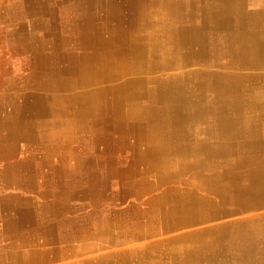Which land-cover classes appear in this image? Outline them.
I'll return each mask as SVG.
<instances>
[{
    "label": "crops",
    "instance_id": "crops-1",
    "mask_svg": "<svg viewBox=\"0 0 264 264\" xmlns=\"http://www.w3.org/2000/svg\"><path fill=\"white\" fill-rule=\"evenodd\" d=\"M176 1L181 2L178 11L194 13L190 25L205 28L194 42H203L207 56L213 60L228 61L227 69L216 74L223 75V80L232 79L212 86L198 85L191 97L187 96V100L175 107L180 110L179 118L159 119L154 124L144 121L139 126L141 133H131L129 129V133H123L126 141L123 145L131 151L129 164L143 150L145 155H152L148 164L158 157L159 164L164 166L158 170L165 178L179 174L182 181L171 183L204 196L207 192H200L192 176L198 171L197 166L182 163L197 157L209 163V158L216 157L203 169L214 172V177H210L213 181L236 178L239 188L254 187L256 191L245 192L246 196L241 199L206 200L207 205L200 203L203 208L197 206L199 199L143 200L144 204H153V212L163 211L162 215L170 217L159 223L155 219L161 214L148 216L135 212L134 206L120 213L113 208L128 200H98L89 196L74 197L82 200H38L32 203L37 207L36 213L32 209L30 227L19 225L17 212V216L0 214V264H119L120 260L125 262L121 259L125 253L148 250V246L159 243H175L186 236L189 252L169 254L168 264H264V0H188L189 6L185 3L187 0ZM155 9L151 6L153 12ZM158 10L160 12L162 7ZM202 13L206 14L204 21L199 17ZM42 105L40 102L38 107L45 111L36 116L48 114L49 122L41 121L32 126L35 134L30 138L42 140L48 136L49 146L42 155L49 165L51 189L55 186L53 181L62 177V173L54 174V169L60 166L63 170L64 161L67 167L68 157L88 158L87 149L75 144L86 139L84 132L88 126L76 121L75 103L59 105L49 100V111ZM130 129L132 131V127ZM156 130L158 132H154ZM92 134L93 141L101 144L102 136L96 131ZM172 162L174 166H165ZM152 169L157 168L152 166ZM170 180L161 184L166 188ZM82 182L79 188L88 185L84 179ZM193 187L199 192L193 191ZM221 203L223 213H213L212 207ZM251 203L255 209L237 211L235 204ZM5 204L7 200H0V209ZM203 209L211 211L199 215L198 211ZM208 221L215 224L206 225ZM23 237L30 238L27 245H22ZM149 237L160 239L149 242ZM177 243L183 245L185 240ZM117 246L126 248L119 252L113 249ZM25 252L32 253L30 258L22 255Z\"/></svg>",
    "mask_w": 264,
    "mask_h": 264
},
{
    "label": "rangeland",
    "instance_id": "rangeland-1",
    "mask_svg": "<svg viewBox=\"0 0 264 264\" xmlns=\"http://www.w3.org/2000/svg\"><path fill=\"white\" fill-rule=\"evenodd\" d=\"M117 3L121 7L123 5H137L134 9L135 16H131L130 13L125 18L115 15V13L118 14L115 8ZM150 4L149 0H142L141 2H138V0H0V200H7V204L2 207L0 214L8 216L13 213L11 208L14 204L17 205L16 203L20 207L31 206L36 213L37 205L32 203H36L38 200L59 198L49 197V194H45L46 191L55 194V188H49V165L42 155L48 148V136L42 138V140H35V137H33L34 139L22 137L24 128L20 126L23 127L25 123L23 125L17 124L18 116L21 115L18 111L26 114L23 115L25 116L24 120L30 126H35L41 121L43 123L49 122L48 114L36 116L45 111L44 108L38 107L40 102L49 111V100L59 95L67 97L69 94L73 95L78 92V86L83 84L84 76H87L95 67L93 55L98 50L95 44L97 47L101 45L104 47L103 43H107V37L115 46L122 44L125 41L123 34L125 29H129L134 24L132 23L133 20L144 11L149 10L150 12L152 6ZM86 13L89 14L88 16L91 14L92 24H88L87 21L83 20ZM104 28H109L107 37L103 35ZM195 28L200 29L203 27L195 26ZM136 29L137 27L132 30L137 32ZM113 34H116V36H113ZM124 43L132 44L130 38L129 41ZM131 54V52H127L126 56L130 57ZM60 69L67 77L76 82L71 90L62 91L49 88V80L53 73ZM101 78L102 80L98 86L107 84L110 80L105 76ZM65 101L67 100L65 99ZM73 103L77 105L75 110L76 121L82 122L84 125L85 118L89 117V113L92 108H95V105L75 100ZM25 107L31 108L34 113L32 114ZM104 114H98L99 120L90 124V127L87 125L88 129L87 133L84 132L86 136L84 141H75L77 146L81 145L85 150L87 149L85 156L88 158H79L77 155L70 157L80 159L82 161L81 166H83L76 168L75 181H72L71 178L70 180L73 183L78 182L80 184L84 179L89 183L86 187L76 188L72 191L73 193L70 192L69 197L65 200H82L74 198L78 196H89L93 199L96 197L98 199L99 195L95 196L98 191L101 196L98 200H128L113 207L118 210V213L124 212L128 206H134L135 212L154 216L153 204H144L143 200H149L148 198L160 194L167 188L178 186H175L174 183H166L165 188L159 183L156 189L138 195L119 196V194L113 192L114 189L122 186L123 181L119 179L122 177L118 176L119 174L116 175V171L110 169L108 165L112 162L117 165L118 169L127 170L131 161V151L123 145L126 142L124 134L125 132L129 133V130L133 133V130L130 129L129 121L108 117L107 114L109 113ZM92 131H98L97 133L101 134V144L93 141L95 136H93ZM32 132L34 133L33 127ZM88 149H90L89 152ZM23 164H25L24 167H22ZM20 167L30 168L31 173L36 174L35 185L29 189L11 184L5 179V171L19 170ZM138 168H140L139 171L142 169L148 170L145 165H140ZM93 173H95V176L92 175ZM124 174L126 175V173ZM148 175L147 171L144 177L149 178ZM192 176L196 178L194 172ZM58 180L59 178L53 181L55 186L59 185ZM178 189L180 188L178 187ZM196 190L197 188L193 187V191L196 192ZM200 192L202 191L200 190ZM131 200L134 202L131 203ZM181 203L185 202L182 201ZM168 218L170 219V217L161 215L160 218L155 220L159 223L160 220L163 221ZM9 224L7 221L6 228ZM208 224H215V222L208 221L206 225ZM186 238L187 236L182 237V239L178 238L175 243L170 244L159 243L160 245L155 247L146 245V247H149L148 250L145 248L144 250L125 253V257L121 258L125 262L123 263L120 260L121 262L118 263L168 264L166 257L169 254L177 255L181 251L189 252ZM156 239L158 238H147L149 242ZM181 240H185L183 245L177 243ZM125 248V246H117L113 249L120 252Z\"/></svg>",
    "mask_w": 264,
    "mask_h": 264
},
{
    "label": "bare ground",
    "instance_id": "bare-ground-1",
    "mask_svg": "<svg viewBox=\"0 0 264 264\" xmlns=\"http://www.w3.org/2000/svg\"><path fill=\"white\" fill-rule=\"evenodd\" d=\"M141 1L142 0L140 1L138 0V2ZM149 1L151 2L152 6L156 7L157 11H155L156 9L154 10V12L152 10L150 12L149 10L146 12L144 11L142 13L144 14V16H142L141 14L138 17H136L132 22L134 24L131 25L129 29L127 30L125 29L123 33L125 36L124 42L129 41L130 38L132 44L128 45V43L125 44L123 42L122 44L117 46L113 45L110 39H108L107 37V31H109V28H104L103 35L107 37L106 39L107 43L106 44L103 43L104 47H102V45L100 47H97V45L95 44V47L98 49L93 55V61L95 63V67L89 74H87V76H84V82L83 84L78 86L79 88L78 92H75L73 95L69 94L67 97L64 96L62 97V95H59L52 99V101L58 103L59 105L72 104L74 100L85 101L90 104L92 103V105H95V108L94 109L92 108V111H90L89 117L85 118L84 125H90L93 122H97L99 120L98 119L99 115H105L104 113L106 114L109 113L107 114L108 117H116L117 120L124 119L129 121L130 126L132 127L133 130L132 132L133 133L136 132L139 134L141 133L139 126L143 124L144 121H146L147 123L154 124V123H158L159 119L164 121L167 118H169V120L174 118H179L180 114L178 113H180L179 112L180 110L179 111L176 110L175 107L179 105L180 102L187 100L188 99L187 96L191 97L190 94L193 93V91L198 85L205 83L206 86H212V85L220 84L221 81L232 79L230 77L229 78L225 77L226 79L223 80L222 79L224 77L223 75L220 76L219 74H216L219 73L218 71L227 69L226 62L228 61L213 60L212 58L207 56L208 53L206 51L207 47L203 44V42H194L195 40H199L197 38L201 37L200 34H202V31L205 30L203 28L199 29V28H195V26L193 25H190L193 21L194 13L192 12L186 13V12L178 11L177 6L181 5V2L179 1L177 2L176 0H149ZM187 2L188 0L185 3L186 5L189 6V3ZM86 6L88 5L86 4ZM136 6L123 5L121 7L117 3V5H115V8L118 11L117 12L118 14L115 13V15L125 18L130 13L131 16L134 17L135 16L134 9L136 8ZM159 7H162V10L160 12L158 10ZM88 15L89 14L87 13L84 14L83 20L87 21L88 24H92L93 19H91V14L90 16ZM205 16L206 14L202 13L200 14L199 17L201 18L202 21H204ZM135 27H137L136 29L137 32L135 30H132ZM175 34L177 36H175ZM113 36H116V34H113ZM127 52L132 53L131 56L129 55L130 57L126 56ZM102 76H105L110 80L107 84H102L98 86L99 82L102 80L101 78ZM233 76L235 75L233 74ZM75 85L76 82L72 80V78L67 77V75H65L61 69L53 73L51 79L49 80V88L53 90L54 89H60L62 91H65L66 89L71 90L72 87ZM65 99L67 101H65ZM22 109L24 110V108ZM25 109H28V111H30L32 114L34 113V111L31 108L25 107ZM18 112L21 113V115L18 114L19 116L17 119V124L23 125L25 123L23 127L20 126L21 128H24L23 134L25 135V137L34 136V133L32 132V126H30L27 123V121L25 122L24 120L25 116L23 115L25 113H22V111H18ZM226 112L227 111H225V113ZM197 115L198 114H196V116ZM99 122H103V121H99ZM154 132H158V130ZM69 137L71 139V136ZM151 156L152 155H145L143 153V150H141L138 156L135 155L132 163L127 167L126 171L124 169L123 170L118 169L115 163L110 162L108 165L109 168L116 171L115 172L116 175L119 174L118 176L122 177L119 179H122L123 181L122 186L118 189L117 188L114 189L113 192L119 194V196L130 195V194L138 195L141 194L142 192H146V191L150 192L151 190L156 189V186H158L159 183H163V181L168 182V180H170L172 176L173 178L170 180V183L171 181L172 182L182 181L179 178V174L177 173H174L175 176L174 174L173 175L171 174V177L169 179L167 177L165 178L163 173L160 172L161 170L160 171L158 170L159 168L164 167L159 164L160 162L158 160V157H154L155 160H153L152 163L148 164L147 160L148 159L149 161L152 160ZM215 158L216 157L209 158V163L206 161L205 158L202 157H197L194 160L186 161V162H184V160L182 159L183 160L182 164L185 163L187 165L197 166L198 171L194 172L196 174L195 180L198 184V188L204 192H207V195L204 196L196 195L194 192L189 193L181 188L178 189V187L175 188L172 187L167 189L166 192L164 193H160L153 197H150L149 200L155 201V200L199 199L200 202L197 206L203 208L200 205V203L203 204L204 202V204L206 203L207 205L206 200H232L239 198L241 199L243 198V196H246L247 192L254 193L256 191L254 187L250 189L239 188L238 180L236 178L232 181H228V180H224V181L222 180L220 182L213 181V179L210 177L211 176L214 177L215 175L213 174L214 172L211 173L209 170H203V169L207 165H210L211 162L215 160ZM68 159L70 161L69 163H66L67 167H65V163L63 164L64 166L63 170L60 166L59 169L58 168L54 169V174L57 175L62 173V177H60L58 180L59 185L54 186L55 194H53V192L49 193V191L45 192V194L50 195L49 197L55 196V197H59V199L65 200L66 198L69 197L70 192L73 193L72 192L73 190H75L76 188L78 189L80 187V184H78V182L73 183L71 182V180L75 181L76 176L74 174L77 173L76 168H80L82 161L78 158L73 159L68 157ZM143 163L144 164L146 163L145 166H147L149 170L142 169L141 171H139L140 168L138 167L140 165H143ZM170 165L174 166L173 162L165 166L169 167ZM24 166L25 164L22 165V167ZM152 166L153 167L155 166V168L157 169L156 170L152 169ZM22 167H20L19 170L12 169L5 171V179L11 184H16L18 186H23L29 189L35 185L36 174L33 172L31 173L30 168H22ZM69 167L70 169H68ZM147 171L149 173L148 175L149 178L143 176L144 174H146ZM36 172L38 173V171ZM95 173H93L92 175L95 176ZM124 173H126V175ZM86 183L89 182L86 181ZM97 193L98 194L95 196L99 195L98 199L101 198L98 191ZM211 195L214 197V199H211L212 197ZM235 205L238 208L237 211L239 210L246 211L249 210V208L255 209L256 207L253 203H251L250 205H242V204H235ZM184 206L190 207L189 205H184ZM11 209L14 214L16 212L19 213L20 217H18L17 214H15L19 220V221L17 220L19 225L21 223V225L23 227L25 226V228L28 225L30 227V223L32 222L31 214L33 212L32 210L33 208L31 206L18 207L17 205L14 204V206ZM211 210L213 213L221 214L225 209H223V205L221 203V205L213 206ZM211 210L203 209V210H199L198 213L199 215H202L203 213L204 214H206L207 212L210 213ZM154 213L156 216H158L159 214L164 212L154 211L153 214ZM153 223H155L154 220L151 221L152 225ZM29 240H30L29 237L28 238L23 237L22 245L23 244L27 245L29 243ZM30 254H28V252L22 253V255L26 258H30L31 256Z\"/></svg>",
    "mask_w": 264,
    "mask_h": 264
}]
</instances>
